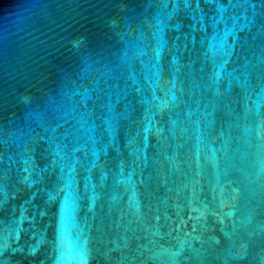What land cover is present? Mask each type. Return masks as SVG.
I'll return each instance as SVG.
<instances>
[{
    "label": "water",
    "instance_id": "1",
    "mask_svg": "<svg viewBox=\"0 0 264 264\" xmlns=\"http://www.w3.org/2000/svg\"><path fill=\"white\" fill-rule=\"evenodd\" d=\"M0 264H264V0H0Z\"/></svg>",
    "mask_w": 264,
    "mask_h": 264
}]
</instances>
